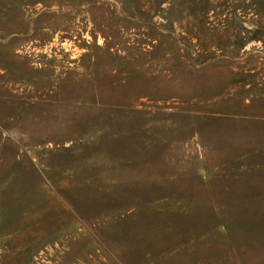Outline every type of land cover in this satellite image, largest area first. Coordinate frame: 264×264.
<instances>
[{
    "label": "rangeland",
    "instance_id": "rangeland-1",
    "mask_svg": "<svg viewBox=\"0 0 264 264\" xmlns=\"http://www.w3.org/2000/svg\"><path fill=\"white\" fill-rule=\"evenodd\" d=\"M0 264H264V0H0Z\"/></svg>",
    "mask_w": 264,
    "mask_h": 264
}]
</instances>
